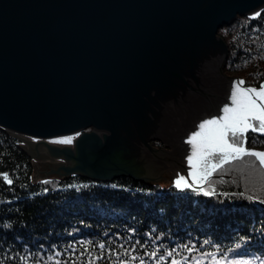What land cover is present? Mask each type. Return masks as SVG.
Instances as JSON below:
<instances>
[{"label": "water", "instance_id": "water-1", "mask_svg": "<svg viewBox=\"0 0 264 264\" xmlns=\"http://www.w3.org/2000/svg\"><path fill=\"white\" fill-rule=\"evenodd\" d=\"M263 5L0 0V126L39 138L78 132L66 174L174 184L188 175L186 138L229 102L233 81L217 71L228 46L215 33Z\"/></svg>", "mask_w": 264, "mask_h": 264}, {"label": "trees", "instance_id": "trees-1", "mask_svg": "<svg viewBox=\"0 0 264 264\" xmlns=\"http://www.w3.org/2000/svg\"><path fill=\"white\" fill-rule=\"evenodd\" d=\"M227 33L229 70L246 84L260 85L264 5L227 25ZM247 145L263 147L264 135L250 132ZM33 163L20 136L0 126V174L13 180L8 185L0 179V264H48L55 253H60L56 259L69 261L85 248L99 255L100 243L106 249L98 264L115 261L109 251L127 259L125 249L149 264L154 261L145 252L157 249H177L176 259L196 257L205 264L211 257L204 253H216L222 264L264 260V168L253 157L215 175L213 196L127 174L92 179L74 172L37 178ZM212 186L204 185L208 190ZM185 246L195 251L189 253ZM162 264H170V258Z\"/></svg>", "mask_w": 264, "mask_h": 264}, {"label": "snow or ice", "instance_id": "snow-or-ice-1", "mask_svg": "<svg viewBox=\"0 0 264 264\" xmlns=\"http://www.w3.org/2000/svg\"><path fill=\"white\" fill-rule=\"evenodd\" d=\"M257 16L260 13H256ZM257 133L264 135V83L260 86H245L244 80L233 82L230 92L229 102L224 104L220 114L202 120L197 129L189 134L185 143L190 146L189 154L186 156V162L189 168L187 178L179 175L174 180V186L178 190H197L205 196L215 195V188L212 186V178L223 172L227 165L237 161H242L246 157H253L258 161L259 166L264 168V151H258L247 147L248 134ZM59 144H71L73 137H63L55 141ZM0 179L8 185H12L13 180L7 173L0 174ZM191 181V182H190ZM47 183V182H45ZM205 184L212 186V190L204 187ZM243 195V194H241ZM205 243H208L205 241ZM135 245L133 251H135ZM143 247V245H140ZM99 255H93L87 248L83 249L79 257L69 261L56 259L60 253L48 258V264H98L105 258L106 246L104 243L98 245ZM185 249L191 253L195 251L194 247ZM73 254L75 249L73 248ZM179 253L177 249L160 253L157 249L151 253L145 252L154 264H162L169 260L170 264H205L204 260L192 257L176 259ZM109 255L114 256L115 261H109V264H149L144 257L132 255L127 249L124 250V256L115 251H109ZM204 256L211 257L209 264H222V259L216 258V253H204ZM22 259L27 260V257ZM249 264V262H244ZM259 264H264L260 260Z\"/></svg>", "mask_w": 264, "mask_h": 264}, {"label": "rangeland", "instance_id": "rangeland-1", "mask_svg": "<svg viewBox=\"0 0 264 264\" xmlns=\"http://www.w3.org/2000/svg\"><path fill=\"white\" fill-rule=\"evenodd\" d=\"M239 17V16H238ZM216 35L221 36L223 39H221L223 42L225 41L227 43V25L221 27L218 32L215 33ZM224 42V43H225ZM228 57V56H227ZM225 61V60H224ZM221 73L228 78H239L237 74H234V72H231L229 70V66L227 64V58L226 61L223 62L221 66ZM232 80V79H231ZM239 80H242L241 78ZM261 84V83H260ZM246 86L248 84L245 83ZM260 85H254V87H259ZM253 87V86H252ZM94 127V124H90L86 128H84V131H91ZM12 132V131H10ZM14 133V132H12ZM78 132L75 134H70V135H64V136H55V137H48V138H39V137H34V136H28L25 134H18L20 138L23 140V145L25 149L31 153L33 156V164H34V172L35 176L40 177V176H45V175H60L64 176L70 169L62 167L66 164H69L70 161L68 160L65 150L73 146L74 141H75V136ZM260 135V134H259ZM71 136L73 137V142L71 144H59L56 143L60 138L63 137H68ZM147 143H150L151 146L161 149H167L171 150L173 146L167 144L164 142L160 137L157 136H149L146 139ZM264 147V146H263ZM74 171H79V170H74ZM81 173H84L80 171ZM85 174V173H84ZM135 176V175H134ZM146 180V179H145Z\"/></svg>", "mask_w": 264, "mask_h": 264}, {"label": "bare ground", "instance_id": "bare-ground-1", "mask_svg": "<svg viewBox=\"0 0 264 264\" xmlns=\"http://www.w3.org/2000/svg\"><path fill=\"white\" fill-rule=\"evenodd\" d=\"M223 46H224V44H223ZM224 52H225V50L223 51V53H222V57H221V61H220V63H219V65L217 66V71L218 72H220L221 73V65H222V58H223V55H224ZM232 80H234V81H237V80H239V78H231ZM247 87V86H246Z\"/></svg>", "mask_w": 264, "mask_h": 264}, {"label": "flooded vegetation", "instance_id": "flooded-vegetation-1", "mask_svg": "<svg viewBox=\"0 0 264 264\" xmlns=\"http://www.w3.org/2000/svg\"><path fill=\"white\" fill-rule=\"evenodd\" d=\"M240 79V78H239ZM233 82H234V80H232ZM261 83H263V81L261 82ZM246 86V85H245ZM254 87V86H253Z\"/></svg>", "mask_w": 264, "mask_h": 264}]
</instances>
